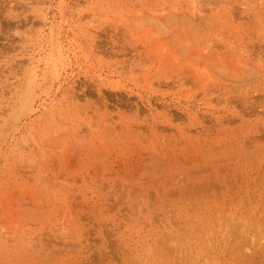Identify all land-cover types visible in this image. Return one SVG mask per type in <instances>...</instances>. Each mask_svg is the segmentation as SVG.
Returning a JSON list of instances; mask_svg holds the SVG:
<instances>
[{
    "label": "rangeland",
    "instance_id": "1",
    "mask_svg": "<svg viewBox=\"0 0 264 264\" xmlns=\"http://www.w3.org/2000/svg\"><path fill=\"white\" fill-rule=\"evenodd\" d=\"M0 264H264V0H0Z\"/></svg>",
    "mask_w": 264,
    "mask_h": 264
}]
</instances>
